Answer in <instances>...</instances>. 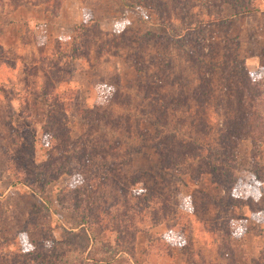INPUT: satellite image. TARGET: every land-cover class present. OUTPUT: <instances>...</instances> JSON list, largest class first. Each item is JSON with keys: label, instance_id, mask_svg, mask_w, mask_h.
<instances>
[{"label": "rangeland", "instance_id": "obj_1", "mask_svg": "<svg viewBox=\"0 0 264 264\" xmlns=\"http://www.w3.org/2000/svg\"><path fill=\"white\" fill-rule=\"evenodd\" d=\"M84 1L69 26L66 0H0V264H264V141L232 142L238 185L161 170L150 147L160 124L220 138L213 98L206 132L191 124L180 34L201 20L213 62L260 78L264 0ZM95 105L104 121L77 115Z\"/></svg>", "mask_w": 264, "mask_h": 264}, {"label": "trees", "instance_id": "obj_2", "mask_svg": "<svg viewBox=\"0 0 264 264\" xmlns=\"http://www.w3.org/2000/svg\"><path fill=\"white\" fill-rule=\"evenodd\" d=\"M242 11H250V9H243ZM204 24L200 20L193 26L185 25L187 33L180 34V37L187 38L188 36L187 41L190 40V47L187 54L193 66L198 68V83L191 89V98L196 103L191 124L196 132H206L207 120L204 108L209 104L207 101L213 98L215 99L212 104L213 107L220 109L222 114L224 111L222 122L218 128L220 138L209 145L198 142L194 137L186 136L176 129L170 130L168 124H160L159 127H162L163 131L156 127V132L151 136L150 147L157 155L158 166L161 170L175 169L187 172L190 167L193 170L196 168L197 171L202 168L212 174L217 183H230V179L226 177L230 175L234 180L231 185L236 183L238 185L239 183H246V179L236 171L232 158L235 145L234 143L232 145V142L241 136L249 137L253 142L264 141V63L260 64L262 72L260 78H257L250 76L243 62L236 58H232L230 61L220 59L213 62L214 54L211 53L213 46L210 42H205L204 35L198 38L197 31L202 30ZM199 55L209 59L204 62L199 58ZM214 67L222 75L221 82H218L217 85L220 91L216 96L214 91L217 87L211 86ZM159 68L158 63L157 69ZM40 95L42 96L41 92ZM62 103L64 104V102ZM155 110L159 111V108H155ZM104 111L105 109H100L99 105H95L94 110H84L83 112L81 110L77 115L88 120L94 118L97 122H102L105 120ZM50 117H53L52 114ZM119 117L116 116V118ZM120 120L121 118L112 122V125H123ZM252 174L257 178L256 172ZM157 183L154 181V186ZM39 245L35 248L36 250H38ZM36 260H38L37 257ZM36 262L44 264V259L41 258V261Z\"/></svg>", "mask_w": 264, "mask_h": 264}, {"label": "crops", "instance_id": "obj_3", "mask_svg": "<svg viewBox=\"0 0 264 264\" xmlns=\"http://www.w3.org/2000/svg\"><path fill=\"white\" fill-rule=\"evenodd\" d=\"M67 4L70 6V10L68 17H72L69 22V26L72 24H75L76 22H80L83 19V13H84V7L86 6V3L84 0H66ZM71 13V15H70Z\"/></svg>", "mask_w": 264, "mask_h": 264}]
</instances>
